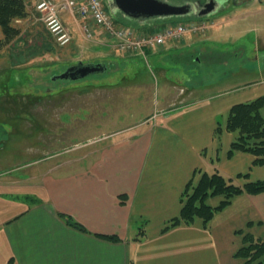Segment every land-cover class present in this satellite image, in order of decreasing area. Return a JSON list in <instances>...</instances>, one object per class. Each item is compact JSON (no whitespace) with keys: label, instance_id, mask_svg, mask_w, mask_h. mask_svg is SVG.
<instances>
[{"label":"crops","instance_id":"crops-1","mask_svg":"<svg viewBox=\"0 0 264 264\" xmlns=\"http://www.w3.org/2000/svg\"><path fill=\"white\" fill-rule=\"evenodd\" d=\"M37 1L25 0L27 9H36ZM62 18L72 31L71 44L80 47L78 23L67 13ZM204 43L188 40L167 50H180V56ZM162 77L159 116L109 132L92 120L97 128L77 140L74 151L48 155V162L56 161L40 173L0 181V264H236L229 257L238 248L227 251L220 219L238 204L231 223L234 238L242 239V230L264 240V193L236 197L207 227L197 219L163 232L181 215L182 195L202 173L219 172L239 185L257 181L254 174L264 165H254L256 157L248 152L228 157L236 135L225 128L216 132L218 122L225 127L234 105L264 95V80L230 92L191 85L192 92L185 94L179 89L190 80L174 84L171 77L164 83ZM93 103L91 109H98L100 104ZM114 235L119 241L106 239Z\"/></svg>","mask_w":264,"mask_h":264},{"label":"rangeland","instance_id":"rangeland-1","mask_svg":"<svg viewBox=\"0 0 264 264\" xmlns=\"http://www.w3.org/2000/svg\"><path fill=\"white\" fill-rule=\"evenodd\" d=\"M170 2L178 4L181 0ZM103 6L113 14L109 0H103ZM29 12V18L17 22L23 28L20 36L0 51V181L40 173L47 164L56 161L48 162V155L74 151L80 143L77 140L85 138L92 128L109 132L159 116L157 93L163 86V74L164 83L171 77L176 78L171 80L174 84L190 80L187 87L179 89L185 94L192 92L191 85L210 88V93L230 92L256 87V83L264 80V0H233L203 19L152 20L145 25L124 19L120 13L113 14L119 25L128 24L135 35L155 34L178 23L211 24L203 33L188 32L176 42L155 47L144 54L148 56L113 49L115 41L99 29L93 40H87L82 32L75 30L80 47L74 43L60 47L36 9ZM0 37H3L1 32ZM101 39H104L102 45L98 42ZM188 40L205 43L180 56V50H167ZM106 43L108 47L104 46ZM74 46L77 55L71 51ZM79 61L105 63L108 70L76 82L53 80ZM175 92L177 88L173 96ZM92 102L100 104L98 109H91L95 105ZM175 102L180 101L175 99ZM92 120H98L94 123L97 127ZM254 178L263 180L264 168L259 167ZM222 199L210 198L208 204L217 206ZM240 208L238 204L219 218L224 222L227 251L242 244L240 237L234 238L231 225L233 215ZM229 259H236V264L242 262L231 256Z\"/></svg>","mask_w":264,"mask_h":264},{"label":"trees","instance_id":"trees-1","mask_svg":"<svg viewBox=\"0 0 264 264\" xmlns=\"http://www.w3.org/2000/svg\"><path fill=\"white\" fill-rule=\"evenodd\" d=\"M29 15L25 0H0V32L3 36L0 37V51L20 36L23 28L17 22L25 21ZM0 81L2 82L1 77ZM263 108L264 95L250 102L234 105L230 109L225 127L218 122L217 135L224 128L236 135L228 151V157H232L237 152H248L256 157L254 165H264ZM240 177L244 176L240 175ZM262 193H264V179L237 185L233 179H228L219 172L202 173L197 183L190 182L186 187L181 200V215L167 223L163 232L182 224L191 225L197 219H201L207 227L216 214L229 207L236 197L243 194L259 195ZM213 197H223V199L219 205L212 206L208 204V200ZM62 218L71 227L84 231V228L74 222L71 217L62 215ZM139 231L140 236L144 234L143 227H140ZM239 233L243 235L242 245L234 257L241 260L242 264H264V240L250 232L241 230ZM106 239L113 242L119 241L115 235ZM138 240L141 239L138 237Z\"/></svg>","mask_w":264,"mask_h":264},{"label":"built area","instance_id":"built-area-1","mask_svg":"<svg viewBox=\"0 0 264 264\" xmlns=\"http://www.w3.org/2000/svg\"><path fill=\"white\" fill-rule=\"evenodd\" d=\"M36 10L50 35L62 47L72 41L71 31L62 19L63 13L69 14L78 23L87 40H93L99 29L115 41L114 45L119 51L142 55L168 41H177L188 32L203 33L211 28L207 21L192 22L191 25L178 23L163 27L155 34L135 35L131 28L117 25L111 13L104 8L103 0H42Z\"/></svg>","mask_w":264,"mask_h":264},{"label":"water","instance_id":"water-1","mask_svg":"<svg viewBox=\"0 0 264 264\" xmlns=\"http://www.w3.org/2000/svg\"><path fill=\"white\" fill-rule=\"evenodd\" d=\"M109 4L113 14L120 13L124 19L133 20L141 25L152 20L186 18L193 11L190 4H173L170 0H109ZM220 10L218 3L211 2L206 9L196 15V18H205ZM107 69L105 63L79 61L53 80L76 82L93 75L104 74Z\"/></svg>","mask_w":264,"mask_h":264},{"label":"flooded vegetation","instance_id":"flooded-vegetation-1","mask_svg":"<svg viewBox=\"0 0 264 264\" xmlns=\"http://www.w3.org/2000/svg\"><path fill=\"white\" fill-rule=\"evenodd\" d=\"M233 0H181V3H178L179 5L184 4H190L193 7V11L191 12L189 17H196V15L202 11L203 9L207 8V5L209 6L211 2L218 3V9H221L222 7H226L228 3Z\"/></svg>","mask_w":264,"mask_h":264}]
</instances>
